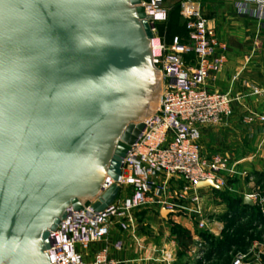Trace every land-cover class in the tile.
Listing matches in <instances>:
<instances>
[{
	"label": "water",
	"instance_id": "1",
	"mask_svg": "<svg viewBox=\"0 0 264 264\" xmlns=\"http://www.w3.org/2000/svg\"><path fill=\"white\" fill-rule=\"evenodd\" d=\"M152 20L143 0H0V264H58L69 211L118 198L93 204L160 103Z\"/></svg>",
	"mask_w": 264,
	"mask_h": 264
},
{
	"label": "built area",
	"instance_id": "2",
	"mask_svg": "<svg viewBox=\"0 0 264 264\" xmlns=\"http://www.w3.org/2000/svg\"><path fill=\"white\" fill-rule=\"evenodd\" d=\"M236 3L243 14L247 5L256 6L258 18L264 20V0ZM143 6L153 17V46L163 80L160 103L125 159L120 180L109 178L93 204L117 185L120 193L114 203L102 212L92 207L81 212L70 210L67 222L51 237L58 264H120L110 256L108 247L91 260L86 256L93 245L108 242L115 233L129 232L142 210L161 206L175 214H186L195 223L198 235L207 233L218 238L225 232L224 228L219 233L214 229L219 224L218 214L210 210L213 202L207 203L213 188L199 185L213 183L230 192L233 187L225 176L231 165L228 158L219 154L205 156L202 144L207 126L235 116L230 94L207 89L210 79L222 72L227 62V48L218 41L214 22L191 0L182 1L179 10L187 36L171 43L159 33V26L169 20L162 2L143 0ZM242 122L247 126L264 124V115L247 114L242 116ZM245 197L259 202L254 193ZM116 248L122 250V242ZM230 256L232 264H264V244L256 241L250 252L236 251ZM163 258L164 264H175L169 253ZM198 259L206 262V254L202 252Z\"/></svg>",
	"mask_w": 264,
	"mask_h": 264
},
{
	"label": "crops",
	"instance_id": "3",
	"mask_svg": "<svg viewBox=\"0 0 264 264\" xmlns=\"http://www.w3.org/2000/svg\"><path fill=\"white\" fill-rule=\"evenodd\" d=\"M191 1L209 20H213L218 41L227 48V62L222 72L210 79L207 89L230 94L235 114L204 129L203 153L205 156L219 154L230 161L225 176L234 183L231 193L243 200V204L234 205V209L244 212L247 217L257 214L264 219V203L260 197L253 207L244 205L247 194L259 196L256 186L258 181L264 180V124L257 122L254 126H247L242 122V116L247 114L264 115V20L258 18L256 6L247 5L246 13H240L236 0ZM220 54H224V51ZM211 198L214 199V194ZM210 210L218 214L217 219L220 220L214 227L215 231L219 233L222 228L226 229L225 223L231 219L224 222L219 217L229 208L221 203H213ZM144 211L148 212L144 224L137 220L124 235L115 233L108 242L93 245L86 256L87 260L108 247L110 256L120 264H164L163 257L167 253L175 264H212L213 256L203 262L198 255L217 251L224 233L218 238H207L202 236L203 233L198 235L195 223L186 214L168 211L169 214L165 216L163 212L167 210L164 208ZM234 211L229 210L230 213ZM176 223L187 235V249L181 246L174 234ZM263 227L262 222L252 225L249 235H258L259 241L263 242ZM250 236L246 241L251 240ZM119 242L123 244L122 250L116 248Z\"/></svg>",
	"mask_w": 264,
	"mask_h": 264
},
{
	"label": "rangeland",
	"instance_id": "4",
	"mask_svg": "<svg viewBox=\"0 0 264 264\" xmlns=\"http://www.w3.org/2000/svg\"><path fill=\"white\" fill-rule=\"evenodd\" d=\"M160 1L162 2L163 7L169 12V21H168V24L163 26V28H159V33L163 38L166 39L168 43L171 41L173 42L175 38L180 37V36H177L176 34H174L172 36L173 38H171V36L168 33L169 32L168 28L172 24H175L178 28H181V29L184 27V24L181 21L180 14L178 12V6L179 4H181L182 0H160ZM181 38L185 40V36L182 35ZM231 184L233 185L234 183L231 182ZM256 187L259 188L258 197H260V200L261 201L263 200L262 202H264V180L262 179V181H258ZM213 194H214L213 201L210 197V199L207 200L209 201L207 203H210V202L221 203L222 205H225L226 207H228L229 210H230L229 206L235 205V203L237 205L238 204L237 202L240 201V198H241L240 196L233 195L230 191H228L225 188H221V187H217V189H213ZM160 208H162V206ZM229 210L224 211V213H222L219 218L221 219V221H224V222L229 221L230 219H233L235 223L232 224L231 220L229 221V223L228 222L225 223L226 229L224 232V236H223V239L219 241V243L223 242L224 244L221 243L223 244V246H221V244L218 243V246H220L221 249L217 247L218 248L217 251L207 252L206 254L207 259L210 258L209 256H213L214 260L212 261V264H232V257L230 256L231 252H236V251L250 252V250L253 247V243H255L256 241H259L258 235H256V236H253L249 242L246 241L243 244L242 242H238L237 235L245 236L246 235V232L244 231L245 228H247L248 226L251 227L252 225H256L259 222L264 223V219H262V217L258 216L257 214L254 216L247 217L246 215H242L244 213H242L241 211L239 212L238 215H235V216L233 214L230 215ZM147 216H148V212L142 210L140 214H138L137 220L141 221V223L144 224V222L148 218ZM229 216H231V218ZM175 225H176V229L174 230L176 231V233H178V236H180V232H179L180 227H178L177 223ZM261 232H264V227L262 228ZM202 236L211 238V236L209 237V234L207 233H203ZM232 236H235V237H232ZM230 237L234 238L235 240V243L233 242L234 244L231 243L232 239ZM261 243L264 244V240Z\"/></svg>",
	"mask_w": 264,
	"mask_h": 264
},
{
	"label": "trees",
	"instance_id": "5",
	"mask_svg": "<svg viewBox=\"0 0 264 264\" xmlns=\"http://www.w3.org/2000/svg\"><path fill=\"white\" fill-rule=\"evenodd\" d=\"M182 1H184V0H182ZM181 1V2H182ZM179 10H180V4H179V6H178V12H179ZM169 21V20H168ZM168 24V23H167ZM166 24H164V25H162V26H159V28H163V26H165ZM169 30V35L171 36V38H173L172 36L174 35V34H176L177 36H187V32H186V30H185V26L181 29V28H178L175 24H172V25H170V27L168 28ZM172 42V41H171ZM171 42H169V43H171ZM238 204H243V200L242 199H240V201H238L237 202ZM237 204V205H238ZM235 205H236V203H235ZM230 209H233V210H235L234 212H231L230 214H233L234 216L235 215H238L239 214V211L237 210V209H234V205H231L230 206ZM236 212V213H235ZM242 213H244V212H242ZM242 215H244V214H242ZM239 221V220H238ZM233 222L235 223V221L233 220V219H231V223L233 224ZM250 230V226H248L247 228H245L244 229V231L246 232V235L244 236V235H237V239H238V242H242L243 244L246 242V239L250 236L249 235V231ZM179 232H180V236H178V233H176V231L174 230V234L175 235H177V237H178V240L180 241V244H181V246L184 248V249H187V246H188V239H187V235L185 234V232L184 231H182V230H180L179 229ZM232 237H235V236H232ZM232 237H230L232 240V244H234L235 243V240H234V238H232ZM250 237H252V236H250ZM236 239V238H235ZM230 240V239H229ZM234 242V243H233ZM221 243H223V242H221ZM221 243H219V244H221ZM224 244V243H223ZM223 244H221V246H223ZM217 247H219L220 248V246H217ZM218 249V248H217ZM221 249V248H220Z\"/></svg>",
	"mask_w": 264,
	"mask_h": 264
}]
</instances>
